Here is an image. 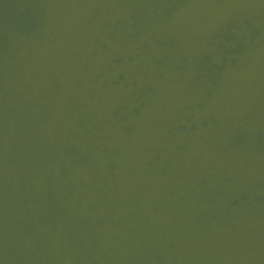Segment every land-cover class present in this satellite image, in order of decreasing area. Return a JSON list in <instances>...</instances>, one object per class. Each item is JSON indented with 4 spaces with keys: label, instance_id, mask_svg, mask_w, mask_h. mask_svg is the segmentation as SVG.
<instances>
[{
    "label": "water",
    "instance_id": "water-1",
    "mask_svg": "<svg viewBox=\"0 0 264 264\" xmlns=\"http://www.w3.org/2000/svg\"><path fill=\"white\" fill-rule=\"evenodd\" d=\"M0 264H264V0H0Z\"/></svg>",
    "mask_w": 264,
    "mask_h": 264
}]
</instances>
